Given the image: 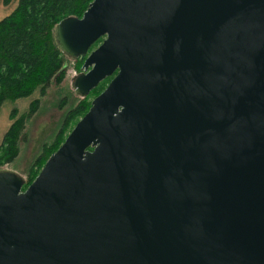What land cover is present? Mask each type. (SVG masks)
Here are the masks:
<instances>
[{"label": "water", "instance_id": "95a60500", "mask_svg": "<svg viewBox=\"0 0 264 264\" xmlns=\"http://www.w3.org/2000/svg\"><path fill=\"white\" fill-rule=\"evenodd\" d=\"M54 38L82 98L116 75L29 186L0 170V264H264V0H93Z\"/></svg>", "mask_w": 264, "mask_h": 264}, {"label": "trees", "instance_id": "16d2710c", "mask_svg": "<svg viewBox=\"0 0 264 264\" xmlns=\"http://www.w3.org/2000/svg\"><path fill=\"white\" fill-rule=\"evenodd\" d=\"M92 1L18 0L16 8L0 20V109L7 100L27 98L35 91L44 96L52 83H62L67 56L56 45L54 28L64 18H81ZM78 63L80 67L81 62ZM101 87L103 85L95 90L99 91ZM39 104V99L32 100L27 112L20 117L16 110L11 112L13 122L0 143V166L17 157L24 123L37 112ZM89 108V98H84L65 114L55 139L42 146L41 153L29 166L24 189L64 142L72 130L70 125L78 122Z\"/></svg>", "mask_w": 264, "mask_h": 264}, {"label": "rangeland", "instance_id": "374dc122", "mask_svg": "<svg viewBox=\"0 0 264 264\" xmlns=\"http://www.w3.org/2000/svg\"><path fill=\"white\" fill-rule=\"evenodd\" d=\"M17 4L18 0H0V20L8 16L16 8ZM100 43L97 42L94 44L88 53L94 50ZM85 58L86 56L78 59L67 57L65 65L66 75L62 83L59 85L52 83L47 88L44 96H40L39 92L35 91L27 98L7 100L1 106L0 143L4 134L13 122V119L10 117L11 112L16 110L18 112L17 117H20L22 114L27 112L29 104L32 100H40L37 112L29 119H26L24 123L23 132L18 140L19 151L17 157L13 162L0 166V170L16 173L26 179L27 170L37 155L41 153L42 146L51 143L55 139V136L63 123L62 121L65 114L77 105L79 101L84 99L75 93L72 83L77 75L85 72L82 69ZM78 62H81L80 67H78ZM108 81L109 77L98 85H103L99 91L95 90L98 87L97 86L93 89L95 91L92 90L85 97L89 98L90 105L92 100L106 88ZM76 123L77 122L70 125L71 129H73V126H75ZM67 131L68 129L64 134H66Z\"/></svg>", "mask_w": 264, "mask_h": 264}, {"label": "flooded vegetation", "instance_id": "af4514ba", "mask_svg": "<svg viewBox=\"0 0 264 264\" xmlns=\"http://www.w3.org/2000/svg\"><path fill=\"white\" fill-rule=\"evenodd\" d=\"M102 40H103V38H102ZM102 40H101L100 42H102ZM100 42H99V43H100ZM115 75H116V72H115L111 77H109V81H110ZM107 79H108V78H107ZM105 80H106V79H105ZM109 81H108V83H109ZM108 83H107V84H108Z\"/></svg>", "mask_w": 264, "mask_h": 264}]
</instances>
